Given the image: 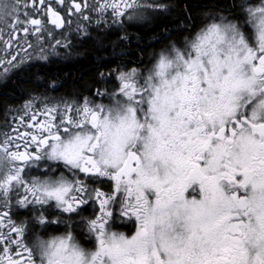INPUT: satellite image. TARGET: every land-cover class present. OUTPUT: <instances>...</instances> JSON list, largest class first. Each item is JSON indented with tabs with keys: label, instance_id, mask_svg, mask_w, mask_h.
<instances>
[{
	"label": "snow or ice",
	"instance_id": "1",
	"mask_svg": "<svg viewBox=\"0 0 264 264\" xmlns=\"http://www.w3.org/2000/svg\"><path fill=\"white\" fill-rule=\"evenodd\" d=\"M174 7L0 0L4 85L40 81L36 62L77 39L127 58L84 91L48 95L45 79L8 107L0 264H264V0H212L196 17L186 4L158 48L137 35L134 49L128 26Z\"/></svg>",
	"mask_w": 264,
	"mask_h": 264
},
{
	"label": "flooded vegetation",
	"instance_id": "2",
	"mask_svg": "<svg viewBox=\"0 0 264 264\" xmlns=\"http://www.w3.org/2000/svg\"><path fill=\"white\" fill-rule=\"evenodd\" d=\"M179 0H161V2L164 3H169V4H174ZM193 5L197 6L198 5H204L202 2H190L186 1L185 4L183 3V8L185 5ZM168 14H164L156 18L154 21L151 23H145L143 26H137L135 24L128 26V32L131 34L132 32V37H133V43L132 47L135 49L136 48V41L135 37L139 35L141 37L140 44L147 50L151 51L153 48H158L159 45L156 44L157 46H153L155 43H150L151 38L153 37L154 34H159L163 29H165L167 26L162 25V27H158L161 23L159 20L160 17L167 16L169 15L172 10ZM205 9H202L203 11ZM63 14V13H62ZM180 21L174 23L172 25V29H176L178 27ZM160 28V29H159ZM139 29H151V33L147 36H144L143 33H136L135 30ZM136 33V34H135ZM93 37L96 36V33H92ZM113 37L110 35L109 39L110 40H116V35L112 34ZM7 39V37H5ZM86 42H91L94 46L95 44L93 43L92 40H84L81 41L80 39H77L74 41L76 44L75 52L73 55L69 57H64L63 55L61 56H53L50 58L49 61H39L36 62L35 67L32 69L33 73H37L42 79L40 81L34 82V78L31 75L28 74H21L20 76H13L12 79L4 85L3 83H0V95L5 96L6 102L4 104H0V132L4 131H11L12 128H15L17 125L15 121L13 120V116L17 115L15 112H8L7 109L9 106H19L23 104L24 100L28 98V93L31 92L32 89L37 88L39 86V91H44L43 85H44V80L47 79L49 81V86L51 88V80L55 79L57 81L56 86L54 88H51V90L48 92V95L52 96H60L64 95L67 93H75L78 91H84L83 87L81 88L80 86L76 85L77 81L74 76H71V73H74V66L79 67L80 65L82 66L83 63H81V60L85 59V51L82 49L83 44ZM107 43V41H105ZM119 53V52H116ZM100 57V56H99ZM93 58V63H95L96 60H98V56H95V54H92ZM121 59H127V58H122L119 57L118 55H113L112 48H108L107 52L101 54V58L99 59L98 64L101 63L102 60H111V64L108 65L107 68H103L100 71L107 72L109 68L115 67L117 63L120 62ZM133 60L136 59L135 56L132 57ZM91 63V64H90ZM92 62H88L86 64H83L84 68H88L92 66ZM66 66V67H65ZM133 66V65H130ZM33 82L32 86H26L24 85L26 82ZM89 84V83H87ZM36 94V93H33ZM87 94V93H85ZM5 118H7V123H5ZM23 131V129H21ZM118 231L124 232L126 235H131L135 231L134 224L131 222L125 223L118 229Z\"/></svg>",
	"mask_w": 264,
	"mask_h": 264
},
{
	"label": "trees",
	"instance_id": "3",
	"mask_svg": "<svg viewBox=\"0 0 264 264\" xmlns=\"http://www.w3.org/2000/svg\"><path fill=\"white\" fill-rule=\"evenodd\" d=\"M187 0H179L176 3V7H174V9L172 10V12L167 15V16H163L160 17L159 20L161 21L160 25L158 27H162V25H166L168 29H172V25L178 21H180L183 18V3L185 4ZM190 2H202L204 5L211 3L212 0H188ZM222 2V0H221ZM203 8L202 7H197V6H193L191 5L190 7V11L192 13V15L194 17L198 16V14L201 12ZM159 28V29H160ZM136 33H143L144 36H147L151 33V29H136L135 30ZM135 33V34H136ZM132 34V32H131ZM177 35L176 32H173V36ZM111 36L113 37V35L111 34ZM153 46H157L156 43L153 44ZM82 49H84L85 51V59L81 60V63L86 64L88 62H92L93 63V58H92V54H95V56H98V60L95 61V63L92 64V66L88 67V68H84L83 64L82 66L80 65L78 68L77 67H73L74 73H71V76H74V78L77 80L75 82L76 85L80 86L82 88L83 85L87 84V83H93L95 81V79L97 78L98 72H100L101 69L103 68H107L109 64H111V60H102L100 64H98L99 59L101 58V54L107 52V50H100L96 47V45L94 46L91 42H86L83 44ZM113 51V50H112ZM116 52H119V49H116ZM100 56V57H99ZM91 64V63H90ZM66 67V66H65ZM24 85L26 86H32L33 82H26ZM5 96L0 95V104H4L6 102L5 100Z\"/></svg>",
	"mask_w": 264,
	"mask_h": 264
}]
</instances>
